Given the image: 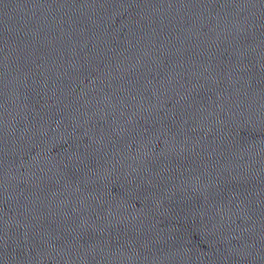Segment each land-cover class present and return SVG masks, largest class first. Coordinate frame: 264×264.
I'll return each mask as SVG.
<instances>
[{
	"label": "water",
	"instance_id": "1",
	"mask_svg": "<svg viewBox=\"0 0 264 264\" xmlns=\"http://www.w3.org/2000/svg\"><path fill=\"white\" fill-rule=\"evenodd\" d=\"M0 264H264V0H0Z\"/></svg>",
	"mask_w": 264,
	"mask_h": 264
}]
</instances>
